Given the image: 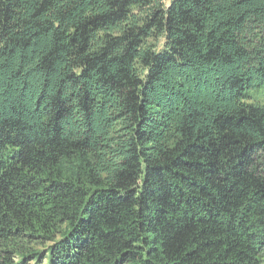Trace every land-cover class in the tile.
<instances>
[{
	"label": "trees",
	"instance_id": "obj_1",
	"mask_svg": "<svg viewBox=\"0 0 264 264\" xmlns=\"http://www.w3.org/2000/svg\"><path fill=\"white\" fill-rule=\"evenodd\" d=\"M264 0H0V264H264Z\"/></svg>",
	"mask_w": 264,
	"mask_h": 264
},
{
	"label": "rangeland",
	"instance_id": "obj_2",
	"mask_svg": "<svg viewBox=\"0 0 264 264\" xmlns=\"http://www.w3.org/2000/svg\"><path fill=\"white\" fill-rule=\"evenodd\" d=\"M244 101L248 104L264 105V85L248 90L245 93Z\"/></svg>",
	"mask_w": 264,
	"mask_h": 264
}]
</instances>
